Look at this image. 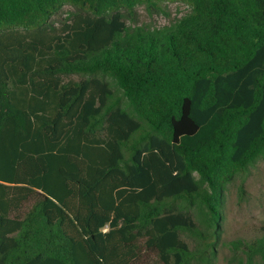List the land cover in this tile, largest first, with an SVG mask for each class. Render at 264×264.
Segmentation results:
<instances>
[{
  "label": "trees",
  "instance_id": "trees-1",
  "mask_svg": "<svg viewBox=\"0 0 264 264\" xmlns=\"http://www.w3.org/2000/svg\"><path fill=\"white\" fill-rule=\"evenodd\" d=\"M259 160L264 0H0V264H215Z\"/></svg>",
  "mask_w": 264,
  "mask_h": 264
},
{
  "label": "rangeland",
  "instance_id": "rangeland-1",
  "mask_svg": "<svg viewBox=\"0 0 264 264\" xmlns=\"http://www.w3.org/2000/svg\"><path fill=\"white\" fill-rule=\"evenodd\" d=\"M69 10L64 8V12ZM188 11L185 5L169 3L164 11L148 14L138 10V24L161 27L182 17ZM64 16V15H63ZM60 19L58 17L55 21ZM57 25V24H56ZM264 236V160H259L246 173L239 175L228 186L223 209V222L217 246L215 264H238L242 257L233 242H252ZM135 264H157L153 255H142Z\"/></svg>",
  "mask_w": 264,
  "mask_h": 264
}]
</instances>
